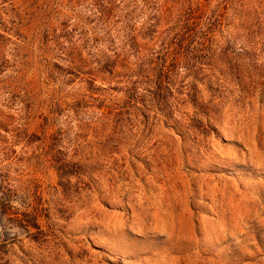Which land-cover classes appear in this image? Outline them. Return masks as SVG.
<instances>
[{
	"label": "rangeland",
	"instance_id": "rangeland-1",
	"mask_svg": "<svg viewBox=\"0 0 264 264\" xmlns=\"http://www.w3.org/2000/svg\"><path fill=\"white\" fill-rule=\"evenodd\" d=\"M153 13L0 0V189L17 212L0 217V264H264V41L228 29L122 50L116 31ZM162 48L167 89L158 70L153 84L98 72Z\"/></svg>",
	"mask_w": 264,
	"mask_h": 264
},
{
	"label": "trees",
	"instance_id": "trees-1",
	"mask_svg": "<svg viewBox=\"0 0 264 264\" xmlns=\"http://www.w3.org/2000/svg\"><path fill=\"white\" fill-rule=\"evenodd\" d=\"M146 1L151 5V11H154L153 18L150 22H148L149 19L145 25H142L137 30L136 35L132 34V28L129 29L127 25L121 28L120 31H116L118 35L122 36V50L126 47H134L145 39L149 42L153 40L160 41L163 46L168 42L176 46H189L193 44L204 46L207 43H211L216 37H223L228 29L243 30L241 32H246V35L243 36L246 39L248 38L250 40V38L257 37L259 40L264 41V0ZM110 5L105 8H103V5L98 7L99 16L97 19L105 26H114V23H112L116 17L114 8L118 9V7L113 8L112 3ZM9 23L13 26L15 21L12 19ZM9 32L12 31L9 30ZM8 34L10 35V33ZM12 34L11 36L16 37L18 33L17 31H13ZM0 38H2L1 35ZM162 50L164 51V48ZM120 57L118 55L110 61L111 66L109 71H106L107 67L102 66V69L98 72L104 74L103 72L105 71L113 75L114 72L120 74L123 71L128 77H130L129 74H133L134 77L143 80L146 78H143L144 74L149 71L150 78L148 76L147 80H150V84H153V79L156 76L153 72L158 70L159 75L157 76H159L160 84L164 86V89H167L166 81L162 79L169 73L166 66L169 59L166 50L163 52L162 58H160L161 63H153L154 61L152 62V59H139V62L132 63L130 66L127 58ZM188 69L186 67L185 70ZM175 71L177 72V70ZM175 71L171 72V76H173V73L175 74ZM139 82L137 80L133 85L139 84ZM60 170L61 167H57V171L60 172ZM11 191V189L5 187H1L0 189V217L10 218L11 215L17 214V212H12V200L9 199V195L7 194ZM21 214L26 220L27 228L35 226L37 217L34 211L30 212L29 209H25Z\"/></svg>",
	"mask_w": 264,
	"mask_h": 264
}]
</instances>
